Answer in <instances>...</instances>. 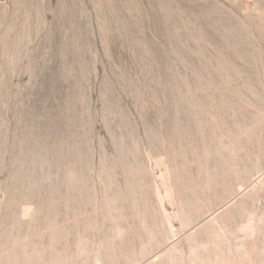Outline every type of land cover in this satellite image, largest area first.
<instances>
[{
    "label": "rangeland",
    "instance_id": "1",
    "mask_svg": "<svg viewBox=\"0 0 264 264\" xmlns=\"http://www.w3.org/2000/svg\"><path fill=\"white\" fill-rule=\"evenodd\" d=\"M0 264H264V0H0Z\"/></svg>",
    "mask_w": 264,
    "mask_h": 264
},
{
    "label": "bare ground",
    "instance_id": "2",
    "mask_svg": "<svg viewBox=\"0 0 264 264\" xmlns=\"http://www.w3.org/2000/svg\"><path fill=\"white\" fill-rule=\"evenodd\" d=\"M240 204H241V203H240ZM234 206H235V205H234V204H232V206H231V207H229L227 210H229V211H230V209L234 208ZM235 208H236V207H235ZM235 208H234V209H235ZM234 209H233L232 211H234ZM236 209H237V208H236ZM236 209H235V210H236ZM223 213H224V212H223ZM237 213H238V212H237ZM227 247H228V246H227Z\"/></svg>",
    "mask_w": 264,
    "mask_h": 264
}]
</instances>
